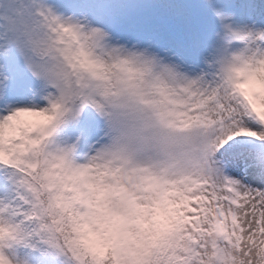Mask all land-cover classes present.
<instances>
[{"label":"snow or ice","instance_id":"6c2138e0","mask_svg":"<svg viewBox=\"0 0 264 264\" xmlns=\"http://www.w3.org/2000/svg\"><path fill=\"white\" fill-rule=\"evenodd\" d=\"M0 0V264H264V5Z\"/></svg>","mask_w":264,"mask_h":264},{"label":"rangeland","instance_id":"374dc122","mask_svg":"<svg viewBox=\"0 0 264 264\" xmlns=\"http://www.w3.org/2000/svg\"><path fill=\"white\" fill-rule=\"evenodd\" d=\"M173 3L178 4H185L193 6L190 10L193 15H195L196 9L194 5L198 2V0H171ZM239 2V0H238ZM244 2L248 3H254L257 5H264V0H244ZM25 254L28 256V258L32 261V264H36V257L39 255L38 253L30 252L29 250H25Z\"/></svg>","mask_w":264,"mask_h":264}]
</instances>
